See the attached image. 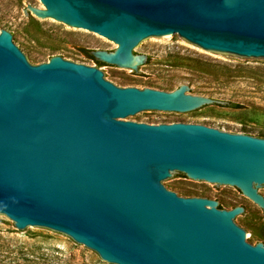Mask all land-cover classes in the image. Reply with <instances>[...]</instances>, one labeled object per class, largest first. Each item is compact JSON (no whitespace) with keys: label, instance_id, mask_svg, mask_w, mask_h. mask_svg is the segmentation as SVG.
<instances>
[{"label":"water","instance_id":"obj_1","mask_svg":"<svg viewBox=\"0 0 264 264\" xmlns=\"http://www.w3.org/2000/svg\"><path fill=\"white\" fill-rule=\"evenodd\" d=\"M45 8L42 6V4ZM27 0L46 17L117 44L90 49L103 66L141 76L156 38H181L218 57L264 62V0ZM122 86L96 65L38 62L0 29V217L26 233L68 235L111 264H264L250 205L167 184L181 174L236 188L264 212V133L210 122L137 121L195 115L224 96ZM218 201L225 208H218Z\"/></svg>","mask_w":264,"mask_h":264},{"label":"rangeland","instance_id":"obj_2","mask_svg":"<svg viewBox=\"0 0 264 264\" xmlns=\"http://www.w3.org/2000/svg\"><path fill=\"white\" fill-rule=\"evenodd\" d=\"M26 6L27 0H0V29H6L7 24L38 62L56 54L76 59L99 66L122 86L173 90L190 81L196 87L193 94L224 96L243 105L232 110L204 107L195 115L148 112L137 121L210 122L246 133H264V62L218 57L181 38H156L144 45L140 53L153 48L161 57H154L139 76L99 65L86 55V50H110L117 46L106 37L71 29L46 17L32 20L24 11ZM167 185L183 190L185 196L198 191L205 197L234 202L244 208L251 205L257 213L249 215L240 226L248 230L254 225V242H264V212L238 189L221 190L184 174ZM0 264L111 263L68 235L47 228L26 233L8 217H0Z\"/></svg>","mask_w":264,"mask_h":264},{"label":"trees","instance_id":"obj_3","mask_svg":"<svg viewBox=\"0 0 264 264\" xmlns=\"http://www.w3.org/2000/svg\"><path fill=\"white\" fill-rule=\"evenodd\" d=\"M85 53H86V55L88 57H90L91 59H93L95 61V63H97L99 65L100 64H103V63L97 61L96 59H94V57L89 53V50H86ZM219 105L230 106V107H234V108H241V107H243L242 104L237 103V102H232V101H226L224 104H219Z\"/></svg>","mask_w":264,"mask_h":264},{"label":"flooded vegetation","instance_id":"obj_4","mask_svg":"<svg viewBox=\"0 0 264 264\" xmlns=\"http://www.w3.org/2000/svg\"><path fill=\"white\" fill-rule=\"evenodd\" d=\"M235 206V205H234ZM218 208H225L219 201H218V205H217Z\"/></svg>","mask_w":264,"mask_h":264}]
</instances>
